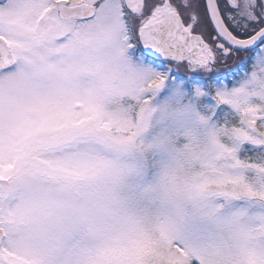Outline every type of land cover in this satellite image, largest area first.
<instances>
[{
	"label": "snow or ice",
	"instance_id": "snow-or-ice-1",
	"mask_svg": "<svg viewBox=\"0 0 264 264\" xmlns=\"http://www.w3.org/2000/svg\"><path fill=\"white\" fill-rule=\"evenodd\" d=\"M0 264H264V0H0Z\"/></svg>",
	"mask_w": 264,
	"mask_h": 264
}]
</instances>
